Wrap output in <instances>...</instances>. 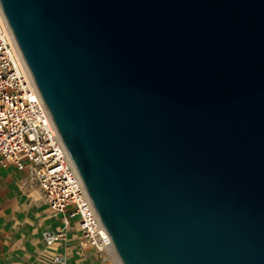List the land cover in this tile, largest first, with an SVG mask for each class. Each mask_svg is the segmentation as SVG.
Listing matches in <instances>:
<instances>
[{"label":"water","instance_id":"obj_1","mask_svg":"<svg viewBox=\"0 0 264 264\" xmlns=\"http://www.w3.org/2000/svg\"><path fill=\"white\" fill-rule=\"evenodd\" d=\"M120 264H264V0H0Z\"/></svg>","mask_w":264,"mask_h":264},{"label":"built area","instance_id":"obj_2","mask_svg":"<svg viewBox=\"0 0 264 264\" xmlns=\"http://www.w3.org/2000/svg\"><path fill=\"white\" fill-rule=\"evenodd\" d=\"M0 166L28 171L48 209L55 216L62 214L58 233H44L47 245L63 239L76 218V227L87 246L97 252L111 249L110 238L39 96L1 8ZM53 261L64 259L54 257Z\"/></svg>","mask_w":264,"mask_h":264},{"label":"crops","instance_id":"obj_3","mask_svg":"<svg viewBox=\"0 0 264 264\" xmlns=\"http://www.w3.org/2000/svg\"><path fill=\"white\" fill-rule=\"evenodd\" d=\"M61 217L28 171L0 166V264H119L112 250L97 252L82 241L75 219L63 239L47 245L44 233L57 234Z\"/></svg>","mask_w":264,"mask_h":264},{"label":"bare ground","instance_id":"obj_4","mask_svg":"<svg viewBox=\"0 0 264 264\" xmlns=\"http://www.w3.org/2000/svg\"><path fill=\"white\" fill-rule=\"evenodd\" d=\"M109 250H112V252L115 254L112 245H111V249H109ZM115 256H116V254H115ZM116 257H117V256H116ZM117 259H118V258H117ZM118 261H119V260H118ZM119 264H120V262H119Z\"/></svg>","mask_w":264,"mask_h":264},{"label":"rangeland","instance_id":"obj_5","mask_svg":"<svg viewBox=\"0 0 264 264\" xmlns=\"http://www.w3.org/2000/svg\"><path fill=\"white\" fill-rule=\"evenodd\" d=\"M75 220H77V219L75 218Z\"/></svg>","mask_w":264,"mask_h":264}]
</instances>
